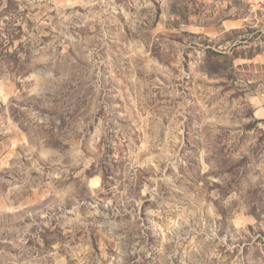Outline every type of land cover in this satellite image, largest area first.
<instances>
[{
  "label": "rangeland",
  "instance_id": "374dc122",
  "mask_svg": "<svg viewBox=\"0 0 264 264\" xmlns=\"http://www.w3.org/2000/svg\"><path fill=\"white\" fill-rule=\"evenodd\" d=\"M0 264H264V0H0Z\"/></svg>",
  "mask_w": 264,
  "mask_h": 264
}]
</instances>
